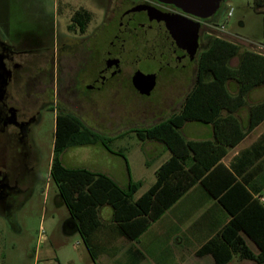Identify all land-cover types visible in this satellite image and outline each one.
Returning <instances> with one entry per match:
<instances>
[{
    "label": "rangeland",
    "instance_id": "rangeland-1",
    "mask_svg": "<svg viewBox=\"0 0 264 264\" xmlns=\"http://www.w3.org/2000/svg\"><path fill=\"white\" fill-rule=\"evenodd\" d=\"M66 1L70 7L80 4L90 10L92 19L87 29L89 35L100 28L104 7L108 9L114 2V0H0V27L4 28L0 32L2 35L7 32L4 27L6 24L13 26L14 22L21 20L31 24L37 20L52 24L57 22L60 24V32L67 35L64 18L56 13V7L62 9ZM215 24L216 28L212 29L213 37L224 38L239 46L238 53L228 61L230 66L238 64L240 53L244 50L264 54V0H223L215 16ZM49 67L51 83L48 85V91L55 94L60 80L56 50ZM194 72L193 67H190L177 73L173 79H162L147 97L133 95L123 89L113 97L105 90L97 100V105L93 108L87 106V110L81 114L90 127L98 128L104 135L119 134L110 141L103 135L105 143L115 151H118V145L122 146L119 154L125 157L133 178H142V189L152 178L151 170L164 161L166 155L154 156L149 147L155 140H141L137 137L136 131L149 127L180 109L186 93L194 84ZM227 88L234 91L237 84L229 80ZM263 100L264 84L253 89L245 103L248 105ZM45 106L51 107V104ZM54 122V112L47 108L42 110L40 119L32 127L31 141L37 155L36 169L42 178L20 195L9 213H0V264H128L130 256L127 253L128 241L109 230L110 205H104L99 210V217L105 226L101 232L94 233L92 239L103 247V251L95 254L94 259L79 232L65 229V223L71 216L58 196L56 184L49 178ZM193 125L200 127L198 133L192 128ZM207 129V126L202 124L187 123L181 131L184 136L194 138L206 136ZM96 147L71 146L61 153L60 159L67 167H88L96 170L103 163L96 154ZM147 159H150L149 167L145 164ZM126 178V165L121 160L117 177L113 179L123 186L126 184ZM166 215L167 219H171L168 212ZM162 226L166 235L151 228L147 236L142 238L141 242L146 245V257L139 264H197L193 255L190 257L183 251L185 248H192L191 245L187 244L186 240L184 244L177 245L175 239L171 237L177 230L175 225L165 223ZM42 233L44 235L40 237ZM227 264L249 262H239L233 257Z\"/></svg>",
    "mask_w": 264,
    "mask_h": 264
},
{
    "label": "flooded vegetation",
    "instance_id": "flooded-vegetation-1",
    "mask_svg": "<svg viewBox=\"0 0 264 264\" xmlns=\"http://www.w3.org/2000/svg\"><path fill=\"white\" fill-rule=\"evenodd\" d=\"M222 1L203 18L161 0H114L108 9L104 7L103 22L90 35V10L80 4L70 7L67 1L62 9L56 7L67 35L57 22L6 24L7 32H0V213H9L20 195L41 181L31 136L43 109L51 108L55 119L72 116L90 127L81 114L87 106H96L105 90L113 97L122 89L147 97L162 79H173L190 67L196 72L198 56L213 37ZM192 48L189 63L177 66ZM55 50L60 80L52 94L49 64ZM108 62L116 71L106 76ZM143 78L154 82L149 94L135 86ZM49 103L51 107L45 106Z\"/></svg>",
    "mask_w": 264,
    "mask_h": 264
},
{
    "label": "trees",
    "instance_id": "trees-1",
    "mask_svg": "<svg viewBox=\"0 0 264 264\" xmlns=\"http://www.w3.org/2000/svg\"><path fill=\"white\" fill-rule=\"evenodd\" d=\"M238 51V44L212 37L207 49L198 56L194 84L180 109L167 119L136 131L139 139L156 140L170 152V157L155 170L154 183L136 199L134 193L141 186L140 181L121 187L102 172L64 166L60 155L66 148L98 142L107 144L103 135L75 117L59 115L55 119L49 178L56 184L59 198L76 222L74 230L81 235L92 259L103 251L92 239L105 226L99 217L102 206L110 205L112 209L110 232L126 240H136L194 183L202 182L204 174L244 136L237 124L234 126L236 119L232 112L244 102L248 91L264 84V54L244 50L238 64L230 66L228 61ZM229 80L237 84L235 93L227 88ZM248 117V128L264 119V100L249 106ZM190 120L210 124L212 139L186 140L180 128ZM236 208L230 210L232 218L219 237L204 243L196 251L197 256L210 254L215 264H225L232 254L264 262V205L251 200ZM243 235L255 243L257 254L248 248ZM131 253L128 264H137L143 258L137 249Z\"/></svg>",
    "mask_w": 264,
    "mask_h": 264
},
{
    "label": "crops",
    "instance_id": "crops-1",
    "mask_svg": "<svg viewBox=\"0 0 264 264\" xmlns=\"http://www.w3.org/2000/svg\"><path fill=\"white\" fill-rule=\"evenodd\" d=\"M258 87L260 86L255 88ZM253 89L246 93L244 102L232 112V115L236 119L234 126L236 127L237 124L238 129L244 132V136L235 145L229 147L218 163L204 174L202 182L197 181L194 183L180 198L166 209L160 217L151 222L148 228L142 232L136 240H127V253L129 255L132 251H135V249L143 254V258L137 264L146 257V245L141 242L142 238L147 236L151 228H154L156 232L158 231L162 235H166L162 226L165 223H169L173 226L175 225L174 227H176L177 230L175 233L171 234V237L175 239L177 245L184 244V240H186L187 244L191 245L192 248H185L183 251L188 253L190 257L193 255L197 264H215L210 254L197 256L196 251L209 239L219 237L223 227L232 218L230 210H234L236 207H239V205H246L251 200H256L258 203L264 205V119L252 128H248L249 106L256 102L248 105L245 103L248 94ZM236 91L237 89L230 92L235 93ZM222 114L224 115L225 112L223 111ZM187 123H197L207 126V135L194 138L184 136L181 130ZM192 128L196 129V133H198L197 131L200 127H195L193 125ZM180 133L186 140H211L213 137V130L210 124H204L194 120L185 121L180 128ZM104 136L110 141L112 138H117L119 134ZM86 145L97 146L96 154L104 164L102 163V166L96 170L88 167L83 168L102 172L113 179V177H117L121 160L124 161L127 173L126 184L123 186L118 185L127 187L130 182L140 181L141 186L134 193V199L138 198L154 183L155 170L170 157L169 150H167L162 143L156 140L154 143H151L149 151H152L153 155L157 157L165 154L166 159L151 170L152 178H150L149 184H146L145 188L142 189V178H133V175L130 174V169L126 163L125 157L119 154L122 146L118 145V151H115L100 142ZM149 162L150 159H147L145 163L147 167H149ZM140 189H142V191L135 196ZM166 212L170 214L171 219H167ZM108 215L110 223L112 209ZM43 235L42 233L40 237H43ZM243 237L248 248L254 254H257L259 250L255 243L246 235H243ZM207 257L210 259L207 260ZM233 257H236L239 262L264 264V262H258L253 259L240 258L237 254H232L230 260L225 264L230 262Z\"/></svg>",
    "mask_w": 264,
    "mask_h": 264
},
{
    "label": "water",
    "instance_id": "water-1",
    "mask_svg": "<svg viewBox=\"0 0 264 264\" xmlns=\"http://www.w3.org/2000/svg\"><path fill=\"white\" fill-rule=\"evenodd\" d=\"M164 2L172 3L180 9L192 13L200 17L211 16L219 7L222 0H161ZM194 54V48L189 50L185 55L181 57V62H178L177 66H185L192 59ZM116 71L113 63H106V76ZM154 85L153 80L150 78L140 79V82L135 84L138 91L142 94H149L150 90ZM76 228V222L72 219L65 223L66 230H74Z\"/></svg>",
    "mask_w": 264,
    "mask_h": 264
},
{
    "label": "built area",
    "instance_id": "built-area-1",
    "mask_svg": "<svg viewBox=\"0 0 264 264\" xmlns=\"http://www.w3.org/2000/svg\"><path fill=\"white\" fill-rule=\"evenodd\" d=\"M221 28H222V26H221ZM262 200H263V198H262Z\"/></svg>",
    "mask_w": 264,
    "mask_h": 264
}]
</instances>
